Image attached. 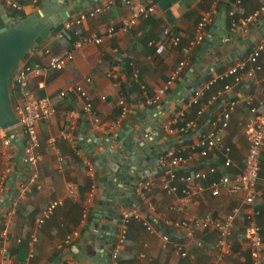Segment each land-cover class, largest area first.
Returning a JSON list of instances; mask_svg holds the SVG:
<instances>
[{
    "label": "crops",
    "instance_id": "0c3cea01",
    "mask_svg": "<svg viewBox=\"0 0 264 264\" xmlns=\"http://www.w3.org/2000/svg\"><path fill=\"white\" fill-rule=\"evenodd\" d=\"M43 1L0 0V8L7 16L19 18V13L29 15ZM152 2L156 10L148 18L137 20L126 31L117 30L109 36L107 29L110 26L117 28L129 19L132 8L136 10ZM106 3H109L107 8L79 25L80 35L99 36L100 43L91 41L75 46L74 42L71 44L64 40L63 44H58L59 37L53 30L17 64H39L43 67L47 60L42 54L43 48L52 53L69 49L73 54L63 67L42 69L40 76H29L27 88L30 95L50 97L56 109L53 117L37 125L40 159L35 166L22 161L23 151L19 142H24L25 136L18 128L14 129L13 135L8 131L12 141L7 148L0 143V264H87L86 261L80 262L85 252L79 249L93 238L91 233L88 234L90 222L103 196L109 194L111 182L108 177L112 175L110 167L114 163L111 151L119 150L121 135L130 129L133 136L140 126L150 137L157 136L158 132L161 134L155 146L159 145L162 152L157 156L156 164L146 162L152 177L142 171V177L133 185L131 196L135 201L125 202L128 204L126 207L138 210L140 218L129 221L125 240L116 258L117 264H210L216 258L217 232L204 229L189 235L186 230H171L167 221L207 213L222 217L234 207H238L239 212L230 237L231 249L217 260V264H250V250L243 233L248 207L243 204L242 195L221 189L218 195L212 196L206 189L201 196L184 201L180 199L181 182L177 184L179 192L176 196L167 195L159 183L162 174L159 161L166 158L168 151L182 147L190 151L189 145L194 142L195 135L191 130L180 131L188 119L196 121L202 131H210L232 104L228 126L221 136V146L230 150L224 153L221 147L215 148V157L204 159L201 167L207 169L208 165H214L217 168L215 174H208L204 184L222 175L235 178L241 173L248 144L244 134L245 124L252 115V108L264 113V46L255 61L246 60L264 35L263 32L259 36L264 28V15L255 22L240 25L264 5V0H95L83 10ZM226 5L228 11L225 10ZM206 13H210L209 22L202 30V40L192 45L190 43L198 33V22ZM231 19L240 27L231 29ZM66 20L60 24L63 25ZM217 20L222 24L217 25L212 35V46L203 52L205 37ZM166 27L179 34L178 45L166 44L163 34ZM223 29H227L228 35ZM243 60L246 63L243 71L238 72V80L229 76L223 83L218 78ZM181 62L184 63L176 73ZM213 65H217V69L213 70ZM208 68L211 71L194 88L202 89L198 103L190 105L191 85ZM110 71L114 73L111 76ZM40 81L42 87L38 86ZM9 83L14 86L11 80ZM225 84L229 88L225 89ZM75 85L86 91L92 104L91 114L83 111V101L69 90ZM60 90H68L65 98H58ZM185 93L188 95L182 98ZM18 99L17 89L13 92L12 104ZM122 108L126 109L123 114ZM184 117H187L186 121H183ZM143 121L146 123L142 124ZM155 146L149 145V149L155 150ZM191 154L198 159L195 152ZM226 156L231 163L223 167ZM85 160L94 165L96 176L93 181ZM35 169L38 176L32 183L29 178ZM130 171L134 176L138 172L133 166ZM147 180L152 182L151 187L141 191L140 185ZM25 184H29V188L22 193L21 188ZM59 198L63 199V204L41 223L38 222L48 204ZM126 198L122 193L120 199L124 201ZM173 205H176L175 209ZM85 206L87 213L83 216ZM252 208L256 213V222L263 227L264 147ZM123 209H117L119 216L115 225L110 227L113 238L105 242L108 264H112L110 254ZM144 222L152 225L153 231L147 229ZM103 223L106 221L101 218L99 224ZM166 231L170 232V241L167 248L162 249L161 234ZM176 243H182L191 257H181L174 247ZM101 261L98 259L92 264Z\"/></svg>",
    "mask_w": 264,
    "mask_h": 264
},
{
    "label": "built area",
    "instance_id": "2783aa9c",
    "mask_svg": "<svg viewBox=\"0 0 264 264\" xmlns=\"http://www.w3.org/2000/svg\"><path fill=\"white\" fill-rule=\"evenodd\" d=\"M109 3L104 6H96L91 9L83 10L76 14L74 17L66 20L62 27L66 30H73L77 39L74 41L73 45L80 46L85 42H95L100 43L101 37L94 35H80L79 25L86 20L88 17H93L103 9L107 8ZM156 10L155 3H150L147 6H139L136 10L132 8L130 18L123 21L121 25L117 28L110 26L107 29V33L110 35L114 34L117 30L126 31L136 24L137 20L148 18L150 14L154 13ZM210 13L202 15L200 21L198 22L197 29L198 33L190 44L199 43L202 40V30L204 26L209 22ZM264 15V5L257 8L247 19L243 20L240 26L245 25L248 22H255L259 17ZM235 21H232L231 29H237L240 27ZM163 34L167 40L168 45L176 46L180 41L179 34L172 28L166 27L163 29ZM264 46V35L260 38L259 44L254 51L251 52L250 56L246 60L255 61L259 55L260 50ZM35 47H31L29 50H35ZM42 54L46 57V63L41 67L39 64H24L17 65L11 75L10 80L12 84L17 87L19 92V99L13 104L12 108L15 111L19 123L13 129L18 128L25 136L24 148H23V163L31 166L35 164L40 159L37 152L40 146V140L37 132V125L40 121L49 120L55 114L54 101L50 97H32L28 92L27 84L29 82L30 74L34 76H40L42 74V69L53 68L59 69L65 65L67 61L73 58L72 51L69 49H64L58 53H52L48 48L42 49ZM184 62H181L175 71L176 73L181 69ZM246 61H240L236 65L228 68L225 72L221 73L218 78L225 79L229 76L234 77L236 80L239 79L238 72L243 71ZM259 68V67H258ZM113 72H109V75H113ZM86 81H90L86 78ZM38 86L42 87V81L38 82ZM224 88H229L228 84L224 85ZM83 101L82 109L85 113L91 114L92 104L86 91L79 85L73 86L69 89ZM68 94V90H60L57 94L58 98H65ZM202 94V89L193 90L192 95L189 99V104H197L199 96ZM123 104V101H120ZM232 104L230 107L222 113L218 118L215 127L207 132H202L200 126H197L194 121H189L180 127V131L187 132L189 130L195 135V140L189 145L190 151L187 148H180L178 150L168 151L166 158H168L166 165V158L163 157L159 163L162 165V174L159 178V183L162 189L167 195L176 196L179 192L177 185L181 182V197L184 201H191L193 198L201 196L206 189L209 190L212 196H216L220 193L221 189H227L230 193L242 195L243 204L247 205L246 215L247 222L244 226V240L246 241L249 250L251 261L250 264H262L264 260V239L261 234L260 225L255 220V211L252 208L253 201L256 195V185L257 179L260 171L261 163V152L264 147V113H258L255 108L251 109L252 115L247 120L244 127V134L247 139V150L244 157V166L239 175L235 178H230L226 175L219 176L216 179L211 180L209 183L204 184L208 174H215L217 168L214 165H208L207 169L201 167L204 164V159H213L215 157V148L221 147L224 153H227L230 148L221 146L222 143V133L228 126V119ZM126 112L125 108H122V114ZM9 129H3L0 126V143L4 148L10 145V139L8 135ZM192 152L197 154L198 159L196 160L192 157ZM200 163V165H196ZM231 163L229 157H225L223 161V167L229 166ZM87 171L89 173L90 179H95V168L94 165L85 160ZM194 165L197 167L195 168ZM192 167H194L192 169ZM146 175L150 178L152 173L150 171L146 172ZM37 170L35 169L31 174L29 181L34 183L37 179ZM93 181V180H92ZM93 184V183H92ZM152 184L150 180L143 182L141 186V191L149 189ZM93 186V185H92ZM29 184H25L21 188V192L25 193L28 191ZM72 193V192H70ZM142 193V192H141ZM143 194V193H142ZM63 204V199H55L51 201L48 206L43 210L42 216L39 217L38 222H42L44 218L48 217L53 210ZM173 209L176 205L172 206ZM83 216L87 213V207L82 209ZM239 212L238 207H234L229 213L222 217H214L213 215L207 213L203 215L191 216L189 218H182L179 220H168L167 224L171 230H186L187 234H193L196 230L204 229H214L217 234V241L215 244L216 258L210 264H217V260L221 259L230 252L231 240L230 237L234 230L236 217ZM139 212L135 207H126L122 210L119 217V225L117 229L116 242L114 248L111 251L110 258L112 264H117L116 258L122 243L125 240L127 225L131 219H139ZM144 225L150 231H153L152 225L144 222ZM5 234V233H3ZM76 234V233H74ZM170 232H162L161 234V248L166 249L169 243ZM69 237H67L68 241ZM176 252L181 257H188V253L183 249L182 243L174 244ZM143 256V254H142Z\"/></svg>",
    "mask_w": 264,
    "mask_h": 264
},
{
    "label": "water",
    "instance_id": "95a60500",
    "mask_svg": "<svg viewBox=\"0 0 264 264\" xmlns=\"http://www.w3.org/2000/svg\"><path fill=\"white\" fill-rule=\"evenodd\" d=\"M94 1L44 0L38 9L21 18H11L4 14L0 8V126L3 129H9L12 135L14 133L13 128L19 123V119L11 105L9 77L13 69L29 49L40 44L57 25L78 14L88 3ZM77 2L81 4L77 5ZM218 24H222V22L215 21L209 30V35L205 37L201 49L203 52L209 46H212V35L215 33ZM223 31L227 34V29H223ZM263 32L264 28L260 30L259 36ZM212 69H217V65H213ZM210 71L211 69H206L200 78L196 79L191 85L189 91L194 90L200 80ZM178 88H181V86L178 85ZM187 95L188 93H185L181 97L184 98ZM145 123V121L142 122V124ZM159 138H161L159 132L157 136L150 137L143 126L137 128V132L133 136L130 135V129L126 131L125 135H121L119 150L111 151L114 163L110 167L112 175L108 177L111 182L109 194L103 196L99 202L97 213L90 222L91 227L88 234L91 233L93 238H90L86 245L79 249L85 252V256L82 257L80 262L86 261L87 264H92L101 259L102 261L98 264H108V249L105 242L113 238L114 234L110 233V227L115 225L119 216L117 209L128 206V204H125L128 200L135 201V198L131 196L134 189L133 185L139 177H142V171L148 172L146 162L153 161L156 164V158L162 152L159 145L155 146ZM149 145L155 146V150H150ZM19 146L23 151L24 142L20 141ZM141 159H145V161H141ZM132 166L133 169L138 170L136 176L130 171ZM98 174H101V169L98 170ZM126 180H130L132 183L128 184ZM122 193L127 196L124 201L120 199ZM101 218L106 223L99 224Z\"/></svg>",
    "mask_w": 264,
    "mask_h": 264
},
{
    "label": "trees",
    "instance_id": "16d2710c",
    "mask_svg": "<svg viewBox=\"0 0 264 264\" xmlns=\"http://www.w3.org/2000/svg\"><path fill=\"white\" fill-rule=\"evenodd\" d=\"M225 10L226 11H228L229 10V7H228V5H226V7H225ZM17 16H19V18H21V17H23L24 16V14H22V13H19ZM232 21H234L233 19H231L230 20V23H229V27H231V23H232ZM55 31V33H56V35L59 37V40H58V44H63V41L64 40H66V41H69L68 43H71L72 44V42H74L76 39H77V36L73 33V32H71V31H69V30H66V29H63V27H62V25L61 24H59L58 26H56V28L54 29ZM127 64V63H126ZM125 64V65H126ZM125 72H127V69L125 68ZM223 80V83H226V80L225 79H222ZM17 87H15V86H10V92H11V105L13 106V104H12V100H13V92L14 91H16L17 89H16ZM190 105H192V104H190ZM187 120V117H184V120L183 121H186ZM190 120L188 119V121H186V122H189ZM192 121H194V120H192ZM185 122V123H186ZM194 122H196V121H194ZM203 132V131H202ZM165 153H163V155H164ZM161 170H162V168H161ZM91 185V181L89 182V186ZM261 228V234H262V236L264 237V226L263 227H260Z\"/></svg>",
    "mask_w": 264,
    "mask_h": 264
},
{
    "label": "rangeland",
    "instance_id": "374dc122",
    "mask_svg": "<svg viewBox=\"0 0 264 264\" xmlns=\"http://www.w3.org/2000/svg\"><path fill=\"white\" fill-rule=\"evenodd\" d=\"M9 82H10V77H9Z\"/></svg>",
    "mask_w": 264,
    "mask_h": 264
}]
</instances>
